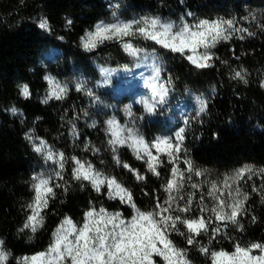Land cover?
Masks as SVG:
<instances>
[{
    "label": "trees",
    "instance_id": "16d2710c",
    "mask_svg": "<svg viewBox=\"0 0 264 264\" xmlns=\"http://www.w3.org/2000/svg\"><path fill=\"white\" fill-rule=\"evenodd\" d=\"M114 11L121 21L159 17L165 22L180 24L184 17L194 24L199 19H235L238 26L257 31V35L241 40L238 33L231 40L218 44L213 51L227 64L215 61L214 67L204 70H197L184 57L163 50L151 41H133L136 46L147 49V58L129 56L118 41L105 42L92 52L80 48V36L100 21L113 22ZM187 12H192L193 16H186ZM253 15L256 21L251 19ZM40 16L49 18L53 26L50 34L35 26L34 21ZM67 18L74 22L71 31L64 27ZM261 20H264V0H184L183 4L180 0H25L24 4L20 0H0V238L12 251L10 264H15L16 257L45 252L65 217L79 227L84 223V214L93 206L97 210L103 207L110 213L120 211L125 221L134 215L119 199L108 198L106 186L97 193L87 182L81 188L80 182L73 181L72 157L91 163L104 177L116 178L132 192L141 211H151L156 197L161 201L166 198L162 185L172 167L166 158L164 166L159 168L161 176L156 177L147 171L142 160L136 159L132 149L119 148L120 159L144 174V181H137L112 159L108 145L111 138L107 131L109 120H115L119 126L134 127L145 139L153 133L154 126L141 124L142 113L136 97L114 95V84L106 80L111 71L125 68L136 73L140 68H147L151 75L154 74L153 62L161 59L163 76H171L175 93L199 95L209 88L215 89L214 96L207 101V114L200 117L203 123L193 115L185 131L184 147L188 157L197 168L206 170L203 176H193L192 183L200 184L199 189L186 184L183 190L184 194L196 193L194 205L203 194L204 202L212 206L213 198L207 195L212 182L227 197V190L223 188L225 179L232 183L236 171L245 166L264 168V89L259 86L264 80V33L255 27ZM59 36L65 39H57ZM153 49L158 58L149 56ZM241 67L248 70L247 85L232 79L233 70ZM46 75L68 84L65 99H52L47 104L41 102L49 90L44 79ZM78 82H84L87 90L76 91ZM24 84L32 94L27 100L19 91ZM11 108L18 109V114L8 111ZM93 122L96 127L90 126ZM26 133L45 141L54 153H64L67 158L65 179L71 184L67 194L62 188L54 189L56 197L49 200L44 210V227L36 234L27 230L18 233L26 218L25 206L35 195L33 177L51 175L58 165L33 151L32 143L25 138ZM153 134L157 136L160 132ZM86 144L89 145L87 151ZM92 147L99 148V153L93 152ZM177 166L185 167L182 161ZM253 182L259 185L261 180L253 177L252 181L238 183L244 191L251 192ZM236 186L233 184V188ZM248 203L250 214L242 219L245 231L227 229L233 240L214 241L210 245L213 250L232 252L233 241L242 244L264 242V204L255 193H251ZM251 215L257 216V223H251ZM171 238L178 246L188 247L181 237L173 234ZM199 239L207 243V237ZM189 258L193 264H211V260L201 256L195 248L189 249Z\"/></svg>",
    "mask_w": 264,
    "mask_h": 264
},
{
    "label": "snow or ice",
    "instance_id": "6c2138e0",
    "mask_svg": "<svg viewBox=\"0 0 264 264\" xmlns=\"http://www.w3.org/2000/svg\"><path fill=\"white\" fill-rule=\"evenodd\" d=\"M20 3L24 4L25 0H20ZM180 3L183 4L184 0H180ZM186 16L191 17L193 13L187 12ZM113 17L115 19L111 23L100 21L91 30H86L79 38V47L85 52H92L105 42L118 41L129 56L147 58V49L136 46L133 41H151L184 57L197 70H204L214 67L215 61L227 64V61L220 60L213 51L218 44L231 40L238 33L241 40L245 39V36L257 35V31L238 26V21L235 19H199L194 24L188 23L184 17H181L180 24L165 22L159 17L121 21L116 17L115 11ZM251 19L256 21L257 18L253 15ZM34 23L44 32L50 34L53 31L47 16L38 17ZM73 24L70 18L64 21L67 31L72 30ZM255 27L260 33H264V20L256 22ZM57 39L63 41L65 38L59 36ZM152 52L154 54L155 49ZM153 63L154 74L148 83L151 96L138 101L144 105L145 112L149 114H155L158 106L166 103L173 84L171 76H163V67L159 60ZM247 76L248 70L241 67L240 70H233L232 79L247 85L249 83ZM44 79L48 82L49 90L42 103L47 104L52 99L66 98L69 92L68 84H61L50 75H46ZM259 86L264 89V80L260 81ZM75 89L86 91V84L78 82ZM19 91L24 99L31 98L32 94L27 84L21 85ZM197 99L199 107L194 119L203 123L200 117L207 114L208 102L199 97ZM8 111L13 115L19 112L16 108ZM84 115L87 116L88 113L85 112ZM107 124L109 126L107 131L111 134L108 145L113 154L112 159L118 166L130 172L137 181L146 180V176L120 159L119 148L132 149L136 159L142 160L146 164L147 171L156 177L161 176L159 168L164 166V158H166L167 163L172 166L169 177L162 185L167 194L166 198L161 201L156 197L155 206L151 211H141L132 192L123 187L116 178L104 177L103 173L95 169L91 163L72 157L75 165L71 170L73 181L80 182L81 188L87 182L97 193L101 192L102 186H106L108 198L119 199L120 204L130 208L134 215L130 220L125 221L120 211L110 213L103 207L97 210L93 206L84 214V223L79 227L70 218L65 217L53 233L52 243L45 252L16 257L15 264H193L189 258L190 248H195L201 256L208 257L211 264H264V242L250 241L242 244L233 241L232 252L223 249L216 251L210 247L219 239L233 240L227 231L229 228L241 233L245 231L242 219L250 214L251 208L248 202L251 193H255L260 203L264 204V168L255 169L245 166L236 171L232 183L225 179L223 188L227 190V197L220 187L212 182L207 192V195L213 198L212 206L209 207L204 202L203 194L200 195L199 202L194 205L196 193L184 194L183 190L186 184H190L192 189H199L200 184L192 183L193 176H203L206 170L197 168L188 157V150L183 143L186 138L185 128H179L174 136L157 138L149 143L134 127L119 126L115 120H109ZM90 126L96 127L95 122ZM73 131H75L74 125ZM213 136L216 138L217 134L214 133ZM25 138L32 143L33 151L58 165L51 175L39 174L33 177L32 188L35 195L25 206L26 218L18 233L27 230L36 234L44 227L46 215L44 210L48 208L49 200L56 197L54 189L62 188L63 193L67 194L71 184L65 179L64 168L67 158L64 153H54L45 141L38 137L34 139L29 133L25 134ZM85 150H89V145H85ZM91 150L96 153L100 151L95 147ZM180 161L185 165L183 169L177 166ZM253 177H258L261 183L257 185L253 182L251 192L244 191L238 182L252 181ZM57 180L63 183H57ZM233 184L237 186L233 188ZM217 192L220 194L217 195ZM193 212L199 214L193 216L191 215ZM257 219V216L251 215V223H257ZM173 234L181 237L188 247L178 246L171 238ZM200 237H207V243L202 242ZM11 259H13L12 251L6 246L5 240L0 238V264H10Z\"/></svg>",
    "mask_w": 264,
    "mask_h": 264
},
{
    "label": "rangeland",
    "instance_id": "374dc122",
    "mask_svg": "<svg viewBox=\"0 0 264 264\" xmlns=\"http://www.w3.org/2000/svg\"><path fill=\"white\" fill-rule=\"evenodd\" d=\"M157 46L167 51V49L159 45ZM149 56L157 57L155 53H151ZM152 75L147 72V68H140L136 73L121 68V70L111 71L106 75L107 82L114 84L113 93L116 97H122L123 95L136 97L135 102L139 112L142 113V116L139 118L141 124L153 125L154 128L151 131L153 133L160 132V135L156 136L152 133L147 139L144 138L149 143L154 142L157 138L174 136L181 127L185 128L186 131L188 120L193 115L195 116L199 107V100L197 98L199 97L208 101L215 93L214 88H209L206 92L199 93V95L187 93L186 96H182L179 93H175L172 89L166 98V103L159 105L155 114H149L145 112L144 105L138 101L150 98L151 89L148 87V83Z\"/></svg>",
    "mask_w": 264,
    "mask_h": 264
}]
</instances>
